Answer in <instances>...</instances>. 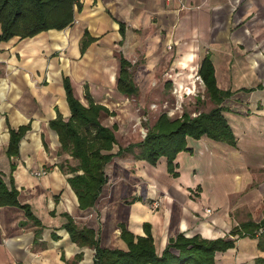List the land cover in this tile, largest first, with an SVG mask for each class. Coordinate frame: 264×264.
Masks as SVG:
<instances>
[{
	"label": "crops",
	"instance_id": "1",
	"mask_svg": "<svg viewBox=\"0 0 264 264\" xmlns=\"http://www.w3.org/2000/svg\"><path fill=\"white\" fill-rule=\"evenodd\" d=\"M79 3L64 29L0 42V177L36 218L18 206H0V264H95V249L78 245L65 229L69 218L94 229L103 248L128 250L121 224L145 236L149 223L158 254L183 233L234 239V247L216 253V264L264 260L258 237L231 234L245 221L264 218V0ZM206 58L218 88L231 92L220 106L236 145L188 137L191 151L174 161L177 176L166 157L154 166L132 154L115 156L95 205L80 208L69 178L83 171L70 170L78 160L62 150L50 126L58 115L71 117L64 79L82 104L105 106L113 114H103L113 117L112 107L130 97L118 89L122 59L131 63L138 88L131 96H137L157 76H198ZM208 99L203 112L216 106ZM22 128L10 153L12 130ZM127 145L117 139L112 152ZM41 169L47 174L34 175Z\"/></svg>",
	"mask_w": 264,
	"mask_h": 264
},
{
	"label": "trees",
	"instance_id": "2",
	"mask_svg": "<svg viewBox=\"0 0 264 264\" xmlns=\"http://www.w3.org/2000/svg\"><path fill=\"white\" fill-rule=\"evenodd\" d=\"M79 5V0H0V42L14 37H33L49 29H64L74 21L75 8ZM130 68L131 63L122 59L118 89L127 96L136 95L138 92ZM199 73L207 94L216 105L214 108L195 116L183 112L176 118L170 117L166 112L161 113L153 125L147 126L143 140L126 147L120 146L115 153L112 151L117 144L115 132L118 126L114 124L108 127L100 120L103 113H113L93 101L88 106L82 104L75 97L69 78L64 79L71 117L64 121L58 115L50 122V126L57 132L62 150L78 160L77 165L70 166V170L83 171L82 174H74L69 178L80 208L87 209L95 205L108 182L106 166L115 156L132 154L135 159L146 160L154 166L161 157H166L169 173L177 176V165L174 161L179 152L191 151L187 147L188 137L200 139L207 136L232 146L236 145L233 130L223 115L224 107L220 106L225 98L231 96V92L218 88L214 66L209 58L203 61ZM23 130H12L10 153L16 148ZM4 205L23 208L29 218L36 219L30 206L19 202L18 191L14 187L9 188L0 177V206ZM64 227L72 241L95 249V264H216V253L226 251L235 244L234 239H207L200 235L187 237L181 233L170 240L162 254H158L149 223L145 224V236H134L121 224L122 237L128 243V250L101 247L95 230L78 226L72 218H69ZM231 234L258 237V247L264 251V218L260 222L245 221L236 226ZM262 262L264 260L259 258L258 264Z\"/></svg>",
	"mask_w": 264,
	"mask_h": 264
},
{
	"label": "rangeland",
	"instance_id": "3",
	"mask_svg": "<svg viewBox=\"0 0 264 264\" xmlns=\"http://www.w3.org/2000/svg\"><path fill=\"white\" fill-rule=\"evenodd\" d=\"M136 62L135 59L134 63ZM132 70L135 74L136 66ZM185 77L186 81L183 76L176 77L174 74L157 76L145 89H140L137 96L127 97L125 105L112 107L115 116L103 114L102 122L110 125L116 122L119 126L116 133L118 142L127 145L141 141L147 133V126L153 125L161 113L166 112L170 117L176 118L183 112L195 116L208 110L209 106L205 108L208 95L199 75ZM169 82L172 83L171 86ZM189 82V87L183 84Z\"/></svg>",
	"mask_w": 264,
	"mask_h": 264
},
{
	"label": "built area",
	"instance_id": "4",
	"mask_svg": "<svg viewBox=\"0 0 264 264\" xmlns=\"http://www.w3.org/2000/svg\"><path fill=\"white\" fill-rule=\"evenodd\" d=\"M168 1H170V0H168ZM199 79H201L200 76H199ZM201 81L203 82L202 79H201ZM189 94H190V93H189ZM47 172H48V171H47L46 169H41V170H38V171L34 172V175H36V176H42V175H46ZM159 205H160V202H159V201H155V202H153V208H154V209H157V208L159 207ZM210 211H211L210 208H207V209H206V212H210Z\"/></svg>",
	"mask_w": 264,
	"mask_h": 264
}]
</instances>
